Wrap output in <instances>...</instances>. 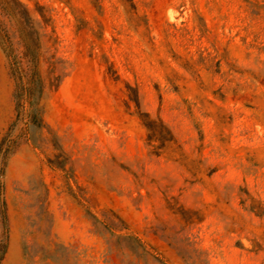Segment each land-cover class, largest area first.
Returning <instances> with one entry per match:
<instances>
[{
    "label": "rangeland",
    "instance_id": "1",
    "mask_svg": "<svg viewBox=\"0 0 264 264\" xmlns=\"http://www.w3.org/2000/svg\"><path fill=\"white\" fill-rule=\"evenodd\" d=\"M94 1L0 0V264H264V0Z\"/></svg>",
    "mask_w": 264,
    "mask_h": 264
},
{
    "label": "trees",
    "instance_id": "2",
    "mask_svg": "<svg viewBox=\"0 0 264 264\" xmlns=\"http://www.w3.org/2000/svg\"><path fill=\"white\" fill-rule=\"evenodd\" d=\"M123 3H131L133 4V0H121ZM98 0H95L94 3L97 4ZM31 62L33 64V67L36 71V65H37V58L35 55L31 56ZM137 105L138 100L136 99ZM140 118L144 124V126L147 128L149 135L148 140L149 141H158L160 142L159 145L154 146L155 149H161L165 146V144L169 141L173 140V134L171 130L165 125V123L160 118L153 119L150 117V114L148 112H141ZM155 154H158V151H154Z\"/></svg>",
    "mask_w": 264,
    "mask_h": 264
}]
</instances>
